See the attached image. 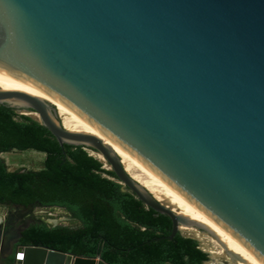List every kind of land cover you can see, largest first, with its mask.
Here are the masks:
<instances>
[{
	"label": "water",
	"instance_id": "1",
	"mask_svg": "<svg viewBox=\"0 0 264 264\" xmlns=\"http://www.w3.org/2000/svg\"><path fill=\"white\" fill-rule=\"evenodd\" d=\"M0 70L63 104L264 264V0H0ZM0 104L37 113L60 145L99 153L121 185L171 219L167 239L195 228L239 259L155 199L112 147L66 130L51 103L0 89ZM33 208L0 203L11 214ZM37 222L26 218L15 243ZM16 252V264H106L36 246Z\"/></svg>",
	"mask_w": 264,
	"mask_h": 264
},
{
	"label": "trees",
	"instance_id": "2",
	"mask_svg": "<svg viewBox=\"0 0 264 264\" xmlns=\"http://www.w3.org/2000/svg\"><path fill=\"white\" fill-rule=\"evenodd\" d=\"M44 154L39 170L8 171L0 158V203L58 208L78 224L35 223L12 247L36 246L106 264H203L208 254L172 221L146 207L82 146L60 145L37 120L0 104V154ZM0 264L1 261H0ZM5 264H16L10 254Z\"/></svg>",
	"mask_w": 264,
	"mask_h": 264
},
{
	"label": "bare ground",
	"instance_id": "3",
	"mask_svg": "<svg viewBox=\"0 0 264 264\" xmlns=\"http://www.w3.org/2000/svg\"><path fill=\"white\" fill-rule=\"evenodd\" d=\"M0 89L3 91H20L29 95L41 98L56 108L61 119L63 127L74 133H85L93 135L101 139L103 143L113 148L121 159L125 171L145 189H147L158 201H165L177 214L202 223L215 233L220 241H222L227 250L235 253L239 259L236 264H263L250 251H248L238 240L232 237L228 232L207 218L193 203L181 195L178 191L148 170L145 166L131 157L129 154L121 150L112 142L104 138L86 122H84L75 113L69 110L60 102L56 101L49 95L41 91L37 86L30 83L26 79L13 75L11 73L0 70ZM30 114V113H29ZM35 119H38L37 113H32ZM100 161H105L103 157L96 152L89 151ZM106 162V161H105ZM138 172V174L133 173ZM181 231H191L190 228L181 226ZM196 231V230H195ZM197 237V236H196ZM18 260H21L18 258ZM213 264H217L214 262Z\"/></svg>",
	"mask_w": 264,
	"mask_h": 264
},
{
	"label": "rangeland",
	"instance_id": "4",
	"mask_svg": "<svg viewBox=\"0 0 264 264\" xmlns=\"http://www.w3.org/2000/svg\"><path fill=\"white\" fill-rule=\"evenodd\" d=\"M18 114L27 115L35 119L33 116V112H30L26 109L19 108ZM30 113V114H29ZM59 121H61L59 117ZM97 153V152H96ZM0 158L4 160L6 166L8 167V171H16V170H39L43 166L44 154L38 153L35 151H11L9 153L0 154ZM104 168L109 170V165L103 161ZM138 174V172L133 171V173ZM164 205H168L165 201H159ZM169 206V205H168ZM9 215V211L7 209H0V221L6 222ZM29 215V214H28ZM34 219L43 220L48 225H66L70 227L78 226L70 216L63 210L58 208H44L41 206H35L31 212V215ZM190 228V227H187ZM191 231H181V234L184 237H189L195 239L199 248L208 254V260L203 264H213L217 262V264H236L237 259H232L224 250L222 245L216 241L210 235L199 231L195 228H190ZM1 229L0 232V252L2 246L3 233ZM196 230V231H195ZM197 236V237H196Z\"/></svg>",
	"mask_w": 264,
	"mask_h": 264
},
{
	"label": "flooded vegetation",
	"instance_id": "5",
	"mask_svg": "<svg viewBox=\"0 0 264 264\" xmlns=\"http://www.w3.org/2000/svg\"><path fill=\"white\" fill-rule=\"evenodd\" d=\"M9 217V224L6 227H2L4 230H2L3 235L7 238V240L4 237V240L2 239V246L1 249L3 247L7 248V253L5 255H1L0 256V261L2 264H5V259L10 255L11 251H12V247L15 244L17 238L16 235L18 234V232L20 231V229L23 226V221L30 217V215L28 214H21V213H9L8 215ZM0 227V232L1 229ZM6 252V251H5Z\"/></svg>",
	"mask_w": 264,
	"mask_h": 264
},
{
	"label": "built area",
	"instance_id": "6",
	"mask_svg": "<svg viewBox=\"0 0 264 264\" xmlns=\"http://www.w3.org/2000/svg\"><path fill=\"white\" fill-rule=\"evenodd\" d=\"M19 255H20L19 252H16V253H15V261L18 260V256H19Z\"/></svg>",
	"mask_w": 264,
	"mask_h": 264
}]
</instances>
